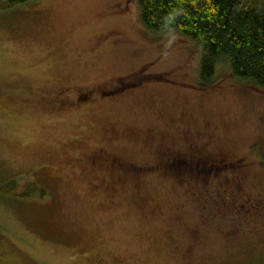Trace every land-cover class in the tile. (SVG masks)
I'll return each instance as SVG.
<instances>
[{
    "label": "rangeland",
    "instance_id": "1",
    "mask_svg": "<svg viewBox=\"0 0 264 264\" xmlns=\"http://www.w3.org/2000/svg\"><path fill=\"white\" fill-rule=\"evenodd\" d=\"M201 56L138 0L0 9V186L43 190L0 194V232L35 264H264L247 203L264 198V88L226 57L202 79Z\"/></svg>",
    "mask_w": 264,
    "mask_h": 264
},
{
    "label": "trees",
    "instance_id": "2",
    "mask_svg": "<svg viewBox=\"0 0 264 264\" xmlns=\"http://www.w3.org/2000/svg\"><path fill=\"white\" fill-rule=\"evenodd\" d=\"M31 0H0V9ZM140 20L151 31L175 29L193 38L202 49L200 77L210 79L215 64L228 59L231 73L264 88V0H138ZM15 181L0 186V194L13 195ZM13 196L25 198L43 190L34 182ZM4 253L34 261L0 232Z\"/></svg>",
    "mask_w": 264,
    "mask_h": 264
},
{
    "label": "flooded vegetation",
    "instance_id": "3",
    "mask_svg": "<svg viewBox=\"0 0 264 264\" xmlns=\"http://www.w3.org/2000/svg\"><path fill=\"white\" fill-rule=\"evenodd\" d=\"M222 162H221V165H226V163L228 164V163H233V161H230V160H226V159H222L221 160ZM204 163H206V160L204 161ZM209 163H213L212 161L210 162H207L206 163V165H209ZM204 165V164H203ZM215 166H217V167H219L220 165L216 162L215 163ZM191 179H193V178H191V177H187L186 179H185V181H184V183H188V182H190L191 181ZM213 179H216V183H217V188L216 189H218V190H223L225 193H226V195H232V196H235V195H240V194H242V193H244V192H242V190H241V181H235V182H232L231 183V181H229V178H226V177H220V178H213ZM204 180H205V182L204 183H210V178L208 177H206V178H204ZM183 183V182H182ZM221 188V189H220ZM195 193V192H194ZM190 194V193H189ZM189 194H187V195H189ZM207 194H210V193H207ZM190 196V195H189ZM244 199H245V197L244 196H242ZM247 199H250V198H248L247 197ZM246 200V199H245ZM256 200V201H255ZM255 200H253V202L251 201L250 203L249 202H247L249 205L251 204V207H255V208H257V209H261V207L263 208L262 210H264V205H263V203H264V198H260V200L259 199H255ZM262 201H263V203H262ZM246 202V201H245ZM258 203H260V205L258 204ZM259 207V208H258ZM262 214H264V211H262L261 212Z\"/></svg>",
    "mask_w": 264,
    "mask_h": 264
}]
</instances>
